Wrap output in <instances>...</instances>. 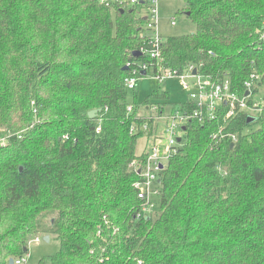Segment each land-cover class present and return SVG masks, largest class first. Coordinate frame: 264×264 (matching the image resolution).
I'll list each match as a JSON object with an SVG mask.
<instances>
[{"label":"trees","instance_id":"trees-1","mask_svg":"<svg viewBox=\"0 0 264 264\" xmlns=\"http://www.w3.org/2000/svg\"><path fill=\"white\" fill-rule=\"evenodd\" d=\"M183 2L195 32L162 38L150 59L132 56L149 41L148 3L0 0V264L36 235L59 241L50 264H264V104L191 118L158 174L157 210L136 217L129 165L145 154L131 128L167 93L128 104L133 69L192 70L239 96L255 75L249 105L264 88V0Z\"/></svg>","mask_w":264,"mask_h":264},{"label":"built area","instance_id":"built-area-1","mask_svg":"<svg viewBox=\"0 0 264 264\" xmlns=\"http://www.w3.org/2000/svg\"><path fill=\"white\" fill-rule=\"evenodd\" d=\"M101 1L108 4L110 2H114L115 0H101ZM155 1L156 0H119L120 3L122 2L127 6H131L138 3H144V2L148 4H152V2ZM147 10L148 12L146 13V16L148 17L149 20L146 25V28L148 30H153L156 22L157 8L155 7V5H151ZM171 25H175L174 22H171ZM161 42H162L161 37L150 36L149 41H147V43L139 47L138 51L141 53V56H147L150 59L158 58L160 54ZM150 71L152 72L154 79H156L158 82H164L170 77H178L184 89H188V85L185 84L184 82L185 78L196 79L197 81L195 83V91L190 94L189 98L197 105V108L193 111L192 114H181L176 110L175 114L171 115V118H167V117H163L162 113L159 114L157 105L150 107L158 112L159 116L157 120L165 119V121H167L168 119H170V123L166 128V131L168 130L169 133L168 145L162 148V150L156 145L151 146L149 151L144 152L145 157L142 163H137L134 161L129 165V168L139 177V179L135 182L134 187L138 190L137 197L143 201L142 208L136 215L137 218H145L149 215V213L154 212L155 205L151 203L148 195L149 187L156 176L157 177L156 188H157L159 184L158 174L160 170L163 169L160 168V166L164 167V164L167 161L170 153L173 151L174 146L178 144L177 141L178 138L181 139L182 133L184 131L183 128H185L187 122H189L191 118L199 117L201 120L204 119L205 117H208L210 119L214 118L215 113L221 110L222 107L226 110L225 119L227 120L233 119L238 113L241 112H245L250 115H255L261 112V110L263 109L262 106L263 103H261L260 101L253 102L252 105L248 104V100L252 98L251 96L253 93L254 80H258V77L255 75L251 76V81L245 83V87H246L245 95L239 96L237 93L231 91V87L228 81L215 82L211 80V78L202 77L197 75L196 73L195 75H193L191 72L192 70L188 71L184 75L175 76V74L169 69H164L162 67H159L156 71H154L153 69L149 68L148 65L145 63L144 65H142L141 68L133 69V73H134L133 76L128 77L125 80V86L127 90L135 89V78L138 76L137 75L138 72L139 74L145 72L146 75ZM127 111L131 112L132 106H128ZM139 116H144L146 119L144 123H142L141 125L138 126L133 125L131 128V132L132 133L141 132L143 135H147L150 129L152 132L151 125L153 122V118L150 116L140 115V114ZM150 121H151V125H150ZM177 133L179 135L177 138H175ZM230 137L232 139V144L236 142L237 138L235 135H231ZM7 141H8V135L5 132L0 133V146H4L7 143ZM157 192H158V188H157ZM31 242L39 243L40 239L38 237H35ZM23 262H24L23 258H20L15 260L13 264H22Z\"/></svg>","mask_w":264,"mask_h":264},{"label":"rangeland","instance_id":"rangeland-1","mask_svg":"<svg viewBox=\"0 0 264 264\" xmlns=\"http://www.w3.org/2000/svg\"><path fill=\"white\" fill-rule=\"evenodd\" d=\"M155 5L157 8L156 22L153 30H150V36H159L163 39L172 36H180L185 34L194 33L196 30L195 24L187 18L184 13L183 0H156L148 6ZM174 22L175 25H171ZM196 79H184L185 84L188 85V89H184L180 83L178 77H170L164 82H158L154 79L152 72H148L144 76H137L135 78V89L128 90L127 103L134 105L135 103L141 104L146 100H149L156 93H167V104L164 105L162 112L163 117L171 118V115L175 114L176 108L183 103L189 101V96L195 91ZM136 100V102H135ZM157 100V99H155ZM162 100V99H160ZM254 102H264V88H259L258 94L254 96ZM264 104V103H263ZM140 115H146L153 118L152 122V136L143 135L138 138L136 143V154L140 155L149 151L151 146L156 145L161 150L168 145V127L170 119L157 120L158 112L153 109H140ZM178 133L175 138L178 137ZM157 177L152 181L149 187V199L155 209L159 204V193L156 188ZM48 221V219H47ZM38 237L39 243L31 242L33 238ZM43 235L33 236L28 243V252L24 254L22 264H50V258L59 251V241L54 236H51L48 242L43 240ZM43 262V263H42Z\"/></svg>","mask_w":264,"mask_h":264},{"label":"water","instance_id":"water-1","mask_svg":"<svg viewBox=\"0 0 264 264\" xmlns=\"http://www.w3.org/2000/svg\"><path fill=\"white\" fill-rule=\"evenodd\" d=\"M132 56H134V57H140V56H141V53H140L139 51H134V52L132 53ZM123 70H124V71L128 70V67H127V66H124V67H123ZM195 73H196V72L193 71L192 74L195 75ZM141 75L144 76V75H145V72H142ZM98 112H99V110H92V111H90V112L88 113V117L91 118V119H93V118L96 117V115L98 114ZM253 119H254V118L249 117V118H248L249 123L252 122ZM183 130H185V128H183ZM180 140H181V139L178 138L177 141L180 142ZM232 146H233V144H232ZM232 146H231V147H232ZM160 168H163V166H160ZM43 240H44L45 242H48V241H49V236H44ZM13 263H14L13 260H10V261H9V264H13Z\"/></svg>","mask_w":264,"mask_h":264}]
</instances>
